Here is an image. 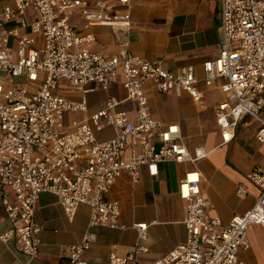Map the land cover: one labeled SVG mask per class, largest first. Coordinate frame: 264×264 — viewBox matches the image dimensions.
<instances>
[{
    "label": "built area",
    "instance_id": "2783aa9c",
    "mask_svg": "<svg viewBox=\"0 0 264 264\" xmlns=\"http://www.w3.org/2000/svg\"><path fill=\"white\" fill-rule=\"evenodd\" d=\"M116 5L121 10L113 11ZM76 9L88 25H106L117 33V53L105 56L91 49L94 34L78 30L70 20ZM218 13L219 50L203 62L199 78L191 64L174 71L129 49V0H97L92 8L83 0H0V186L14 195L0 198L8 222L0 242L15 240L28 260L10 264H28L38 254L41 227L34 214L42 192L56 195L68 221L80 205L89 208L86 231L79 242L69 244L68 264H138V256L148 251L136 243L125 255L111 251L107 262L84 257L96 239L93 227L126 228L119 201L107 197L120 174L136 182L142 166L148 176L156 177L162 161L181 163L208 155L199 145L191 157L179 125L150 114L147 82L159 92H185L194 102L202 99V86H217L224 96L213 107L220 143L232 140L243 115L258 124L255 137L264 142V0H219ZM8 21L18 27L5 28ZM11 37H16L15 46ZM60 80L76 87L80 96L55 92ZM118 81L134 103L135 122L116 109L120 100L111 95L102 108L66 126L67 113L87 112L85 96L95 92V86L107 90ZM106 127L115 134L99 139ZM126 149L127 159L121 157ZM246 179L259 190L253 206L222 223L219 216L208 214L201 172L185 171L177 184L179 197L187 203L185 241L149 264H247L239 252L249 246L248 227L259 225L264 231V169L254 167ZM236 191L246 193L242 184ZM132 226L144 240L147 223Z\"/></svg>",
    "mask_w": 264,
    "mask_h": 264
},
{
    "label": "crops",
    "instance_id": "0c3cea01",
    "mask_svg": "<svg viewBox=\"0 0 264 264\" xmlns=\"http://www.w3.org/2000/svg\"><path fill=\"white\" fill-rule=\"evenodd\" d=\"M95 1L97 0H83V5L92 8ZM218 7L219 0H129L131 15V27L127 35L129 49L139 56L161 61L164 67L174 71L191 64L195 74L201 78L203 62L214 58L219 50L221 29ZM114 8L113 11H119L122 7L116 5ZM70 20L78 30L94 34L92 50L105 56L117 53L118 36L111 27L102 24L88 25L79 9L71 13ZM4 27L16 28L18 24L8 21ZM21 31L28 32L25 29ZM10 43L15 46L16 37H11ZM202 89V99L194 102L185 92L180 95L159 92L150 82L145 83L144 90L150 114L162 122H175L179 125L180 138L187 146L191 157L194 156L195 147L199 145H203L208 150V155L203 159H189L181 163L162 161L158 164L159 173L156 177L148 176L146 168L142 166L136 182L131 181L127 174H120L107 197L119 201L120 221L126 225V228L93 227L96 239L84 253L86 259L107 262L111 251L125 255L136 243H139L146 246L148 251L140 254L137 262L149 264L183 243L186 238L183 220L187 203L179 197L177 184L183 173L190 169L201 172V192L210 203L208 214L219 216L222 223H226L233 214L243 213L253 206L259 190L246 179V173L254 167L264 169V160L260 164L250 160L247 151L242 147L241 140L251 138L259 145H264V142L257 141L255 137L258 124L250 116L243 115L237 123L232 140L225 144L220 143L213 107L224 96L217 86H202ZM208 92L215 95L212 101L207 99ZM111 95L120 100L116 109L124 110L129 119L135 122L134 103L126 97L125 90L118 81L107 90L95 86V92L85 96L87 112L67 113L66 126L70 127L102 108L105 99ZM69 96L78 98L79 90L77 95ZM172 98L180 103V113L162 117L157 115L153 108L155 101L168 104ZM206 116L210 119L206 120ZM114 134L113 128L106 127L98 134V138L108 139ZM229 146L233 149L230 157L227 153ZM121 157L128 158V149ZM239 184L246 189V193L242 196L236 191ZM2 195L14 199L11 189H3L0 186V198ZM34 219L41 227L38 235L40 245L36 258L28 264H68L69 244L79 242L87 229L88 206L80 205L74 219L68 221L56 195L42 192L35 207ZM135 222L147 223L144 240L138 238L137 231L132 226ZM7 226L8 222L2 216L0 209V231ZM254 228L264 235L259 225H250L247 229L249 246L241 249L239 256L247 264H263L250 255L253 247L250 233ZM15 261L28 260L18 251L15 240H10L6 245L0 242V264H10Z\"/></svg>",
    "mask_w": 264,
    "mask_h": 264
},
{
    "label": "rangeland",
    "instance_id": "374dc122",
    "mask_svg": "<svg viewBox=\"0 0 264 264\" xmlns=\"http://www.w3.org/2000/svg\"><path fill=\"white\" fill-rule=\"evenodd\" d=\"M25 15L27 19H30L32 16V11L30 8H27L25 10ZM55 92H60L62 94L69 95H77L78 90L74 87H71L66 83L65 80H60L58 82L57 88ZM215 95L208 92L207 93V99L209 101H212L214 99ZM168 104H162L160 101L156 100L154 104V111L157 115L163 116V115H177L180 113V103L178 104L175 99H171ZM180 102V101H179ZM206 120H209L210 117L206 116ZM242 147L245 148L247 151L250 160H254L257 164H260L261 161L264 160V145H259L255 140L248 138L245 140H241ZM233 149L232 146H229L227 149L228 157L232 155ZM251 241L253 243L252 250L250 251V255L254 257L257 262H261L264 264V235L263 233L254 228L250 233Z\"/></svg>",
    "mask_w": 264,
    "mask_h": 264
}]
</instances>
